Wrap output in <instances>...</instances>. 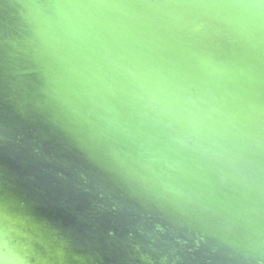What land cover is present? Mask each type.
Instances as JSON below:
<instances>
[{"label": "clouds", "instance_id": "clouds-1", "mask_svg": "<svg viewBox=\"0 0 264 264\" xmlns=\"http://www.w3.org/2000/svg\"><path fill=\"white\" fill-rule=\"evenodd\" d=\"M0 264H264V0H0Z\"/></svg>", "mask_w": 264, "mask_h": 264}]
</instances>
